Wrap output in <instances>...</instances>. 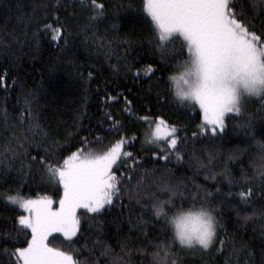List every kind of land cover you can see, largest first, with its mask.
Wrapping results in <instances>:
<instances>
[{
    "label": "snow or ice",
    "instance_id": "6c2138e0",
    "mask_svg": "<svg viewBox=\"0 0 264 264\" xmlns=\"http://www.w3.org/2000/svg\"><path fill=\"white\" fill-rule=\"evenodd\" d=\"M264 2V0H262ZM255 8V3H253ZM88 7L92 9L86 20L80 21L73 13H68L63 22L57 17L53 27L52 23L39 21L36 31L29 37L27 32H22L13 40L18 47H31V41L38 35L50 33V42L60 47L70 48L72 32L69 30L74 23L79 24L77 35L83 33L80 43L89 51L93 48L97 56L103 55L111 60L115 55L117 63L111 67L119 71L124 67L131 72L129 56L132 42L127 41L128 49L123 53L119 51L120 44L115 35L109 36L118 25L112 24L111 28H105L103 32L98 25L112 19L108 15L106 3H98V0H90ZM145 18L136 21L141 27H148L152 32L150 43L154 50L162 56L170 51L175 52L171 45L176 40H181V51H187V58L177 61L174 67L182 69L179 76H169V81L182 82L183 87H177L174 98L179 104L195 108L198 106L202 116V123L198 132L192 133V142L205 139L214 141L221 139L226 131V118L229 114H241L245 100L248 97H259L264 101V16L259 12L249 17L246 0H143ZM259 20V27H257ZM259 32V34H258ZM9 45L0 38V47ZM175 55L171 59H175ZM168 65L165 70L172 68ZM151 68V66H149ZM153 74L155 69L152 70ZM139 73H137L138 75ZM92 73H89L91 77ZM4 77L0 76V84ZM166 81V85H167ZM171 91V90H169ZM110 99H114L110 97ZM131 103L130 101L128 102ZM23 111L16 120L18 123L8 125V117L5 112L3 123L6 135L3 143H0V162L20 159L21 156L28 161L29 175L31 168H38L36 176L43 181L56 180L63 188L59 199V207L53 208V200L48 197L36 199L25 198L19 193L6 197L10 204L17 205L27 215L21 214L15 218L13 232L5 230L0 233V264H101V257L108 259L109 264H144L140 256L150 255L151 264H188L184 257L187 251L203 252L211 254L213 250L225 256L224 264H257V250L252 248L248 241L237 240L224 231L220 223V216L215 209L202 205L199 211L179 212L169 215L165 211V205L173 203L172 197L182 196L187 191V185L180 177L171 175L172 170L165 167L159 175L157 185L163 191L171 193L167 201L156 200L148 209L151 212V220H145L143 207L136 220H132V212L129 209L128 222L139 237V247L131 241L129 234L120 235L117 232L115 241L119 252L106 241L97 239L93 243V250L99 246L102 250L100 256L92 255L90 259L80 261L69 251L51 247L48 237L52 233H62L68 241L81 234V218L78 210L84 209L87 213L105 215L119 203L121 215L125 205L123 197L129 191V186L135 180L136 188L143 187L144 177L138 169L142 167L141 161L133 157L131 152L123 150L126 143L124 136L116 140L107 151H84L83 148L73 151L71 155L62 160L54 159L59 141L57 134L46 131L38 122V117L32 107L31 96H25ZM130 111V109H129ZM106 119L112 121L109 132L121 127L120 122L110 113L105 114ZM146 124L154 125L150 135L146 136V142L155 144L153 156L167 163L173 156L178 161L184 159L180 145L188 141L187 135L183 138L179 135L180 129L176 124L170 123L163 117L150 119L148 116L141 118ZM166 131L161 134V128ZM245 130L253 128L251 120L241 125ZM253 137L255 133H252ZM97 142L102 137H95ZM82 145L88 143L87 138L80 141ZM261 163L254 177H245L244 183L249 185L238 193V205L236 212L239 216L240 208L247 207L253 197L252 184L259 181L264 185V142L258 141ZM208 152V162L214 158L207 146L200 149L192 148L191 159L199 167H207L197 152ZM33 152L35 154H33ZM162 153V155H161ZM118 163L126 165L125 170L117 175ZM22 167L24 166L21 161ZM138 177V179H137ZM229 186L233 185L232 173L226 172ZM206 180H215L216 176L206 175ZM197 189L195 196L203 194L205 200H216L224 207H233L231 192L228 199L220 195L214 196L207 188L194 185ZM264 192V188L261 189ZM220 189H216L219 193ZM191 194V193H190ZM139 203V201H138ZM173 206L176 205L173 203ZM264 215V212L261 213ZM249 217L245 216L247 220ZM151 221H155L152 223ZM161 226L156 231V225ZM17 225L19 227H17ZM153 229L150 235L148 229ZM30 230V239L19 240L21 235L27 236ZM102 232V226H101ZM25 243V246L17 247L16 243ZM11 244L9 249L7 245ZM155 248L148 252L147 247ZM259 264H264V234L260 237ZM226 254V255H225Z\"/></svg>",
    "mask_w": 264,
    "mask_h": 264
},
{
    "label": "trees",
    "instance_id": "16d2710c",
    "mask_svg": "<svg viewBox=\"0 0 264 264\" xmlns=\"http://www.w3.org/2000/svg\"><path fill=\"white\" fill-rule=\"evenodd\" d=\"M101 2L107 4V14L112 17L107 24L98 25L101 32L106 27L110 29L112 24L118 25L114 31L109 32V36L115 35L121 53L128 49L127 41L132 42V54L129 56L131 72H127L124 67L119 71L111 67L117 63L115 55L108 60L103 55L97 56L94 48L89 51L82 45L80 40L83 33L77 35V23L69 29L72 32L70 45L73 46L64 48L63 51L62 42L60 47L50 42V33L39 34L36 40L31 41V47L20 48L14 42L13 37H19L25 31L31 37L39 21L52 23L53 27H57V17L63 22L68 13H73L80 21L86 20L92 12L88 7L90 0H0V38L9 45L0 47V76L4 77V82L0 84V143H3V137L6 135L3 123L5 112L9 126L18 123L16 117L26 106L24 98L30 95L40 125L46 131L58 133L56 139L59 146L54 159L62 163L64 158L80 148L84 151L104 152L124 136L126 143L123 150L131 152L133 157L142 163L138 171L144 177L143 187L137 190L135 180L129 186V191L123 197L125 208L122 215L119 203L105 215L94 216L80 209L78 215L81 218V234L74 237L73 241H68L63 234L54 232L48 237L49 245L71 252L80 261L90 259L92 255L100 256L102 249L99 246L93 250V243L98 238L119 252L115 244L117 232L120 235L129 234L133 244L139 247L142 237H139L135 228L128 222L129 209L132 212V220L135 221L144 206V219L151 220L152 214L148 209L157 199L167 201L171 196V193L157 186L159 175L167 167L172 170L171 175L184 180L187 191H183L182 196L172 197L176 206L174 207L173 203L166 204L165 211L172 215L199 211L202 205L214 208V214L220 216L224 229L221 236L226 232L237 240L242 238L248 241L250 246L257 250L255 259L259 264L258 249L260 237L264 234V215H261L264 212V192L261 191L264 185L259 181L251 185L252 200L247 207L240 208L239 216L236 206L238 193L249 186L244 183L245 177H254L261 163L257 142H264V101L260 98L251 100L244 104L245 110L241 114H229L226 118V131L221 139H198L193 145L192 133L198 132L202 123L199 108L179 104L174 98L173 82L168 79L171 75L180 74L182 69L174 66L177 61L187 58L186 49L182 55L179 54L181 40L178 39L171 45L175 52L170 51L162 56L150 43L151 30L136 24L137 20L145 18L143 0H98V3ZM246 5L249 17L256 12L264 16L262 0H246ZM173 55L175 59H171ZM168 65L173 67L165 70ZM89 73H92L91 77ZM106 113H110L121 125L111 133L109 128L112 121L106 119ZM144 116L150 119L163 117L177 125L182 138L187 135L188 141L180 145L184 155L182 161L173 156L165 163L164 160L153 156L156 145L146 142L145 132L149 124L142 121ZM248 120H251L253 128L245 130L241 125ZM96 136L102 137V140L97 142ZM85 138L88 143L82 145L80 141ZM202 146H207L214 157L209 164L208 152L198 151L197 155H200L207 165L203 168L191 159L192 148L200 149ZM116 167L119 168L117 175H120L126 165L118 163ZM31 172L30 176L28 161L23 156L10 162H0V233L7 230L15 236V218L23 214L22 209L7 201V196L19 193L25 198L51 197L54 203L58 204L63 193L62 186L56 180L38 179V168L35 165L32 166ZM226 172L232 173L231 187ZM213 174L216 176L215 180L205 179L206 175ZM194 185L207 188L214 196L220 195L225 199H228V193L231 192L233 207H224L214 199L205 200L202 193L197 198ZM217 188L220 189L219 193H216ZM245 216L249 218L245 220ZM155 230L160 231L161 226L157 224ZM148 231L151 235L153 229ZM27 232V236L19 237L20 241L31 238L30 230ZM15 246L26 244L18 242ZM7 247L11 249L12 245ZM147 251L153 252L155 248L148 246ZM183 255L188 264H224L225 260V256L218 255L215 250L211 254L187 251ZM136 259H143L144 264L152 262L151 256L147 254H137ZM101 264H109L108 259L101 257Z\"/></svg>",
    "mask_w": 264,
    "mask_h": 264
},
{
    "label": "rangeland",
    "instance_id": "374dc122",
    "mask_svg": "<svg viewBox=\"0 0 264 264\" xmlns=\"http://www.w3.org/2000/svg\"><path fill=\"white\" fill-rule=\"evenodd\" d=\"M176 76H179L178 74L176 75ZM173 85H174V89H175V91H176V89H177V87H183V85H182V82H178V83H174L173 82ZM175 93V92H174ZM254 99H259V97H248L246 100H245V104L247 103V102H249V101H251V100H254ZM198 107V106H197ZM154 125H148V128L146 129V132H145V134H146V136L147 135H150V133H151V131L154 129ZM166 131V129L164 128V127H162L161 128V134H164V132ZM125 146V145H124ZM123 149H124V147H123ZM107 151V150H106ZM28 198H31V197H28ZM48 198H51V197H48ZM31 199H34V198H31ZM52 200H53V205H52V207L53 208H58L59 207V200H58V204L56 205L54 202V199L53 198H51ZM22 211H23V214L24 215H27V213L22 209ZM193 212H195V211H193ZM62 234V233H61ZM26 247V246H25Z\"/></svg>",
    "mask_w": 264,
    "mask_h": 264
}]
</instances>
